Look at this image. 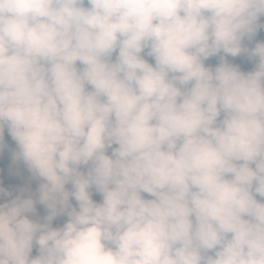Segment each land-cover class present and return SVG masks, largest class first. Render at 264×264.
I'll list each match as a JSON object with an SVG mask.
<instances>
[{"label":"clouds","instance_id":"clouds-1","mask_svg":"<svg viewBox=\"0 0 264 264\" xmlns=\"http://www.w3.org/2000/svg\"><path fill=\"white\" fill-rule=\"evenodd\" d=\"M261 17L264 0H0V153L7 129L39 182L0 179V264H264Z\"/></svg>","mask_w":264,"mask_h":264},{"label":"rangeland","instance_id":"rangeland-1","mask_svg":"<svg viewBox=\"0 0 264 264\" xmlns=\"http://www.w3.org/2000/svg\"><path fill=\"white\" fill-rule=\"evenodd\" d=\"M261 19L264 21V17H261ZM259 42H264V41H259ZM246 45V44H245ZM247 46V45H246ZM221 55H223V53H221ZM227 59L229 60L230 63L233 64H238L241 66V70L242 71H252L255 68V61L252 60H248L246 55L242 54L240 57H236V58H232V57H227ZM151 62V61H150ZM206 66H212L215 67L218 64V57H212L210 58L208 61L205 62ZM4 144H5V148L3 150L2 153H0V163L12 168H19L24 166L23 164H17L14 165L11 162V152L13 150H15V142L12 141L10 135L7 132V129H5V133H4ZM0 179L3 180L4 186L8 187L9 190H11L13 192L14 195L20 194L21 191H23L24 195H28V194H34L36 192V189L38 187V183H31V184H19L17 182H14L12 180H9L4 173L0 170ZM145 198L150 199L151 197L147 196V194H144ZM93 199L96 200L97 202L100 201V196L98 194H94L93 195ZM257 199H260L259 197H257ZM5 202L4 200L0 199V203ZM73 205L75 206V202L73 201ZM37 214L35 216H30V218L34 219V220H41L43 218V216L47 215L46 209L44 208L43 205H40L39 203H37ZM66 220V216H61V217H57L54 221H53V227H58V226H62V224L65 222ZM37 251L34 248L33 250V255H36Z\"/></svg>","mask_w":264,"mask_h":264},{"label":"trees","instance_id":"trees-1","mask_svg":"<svg viewBox=\"0 0 264 264\" xmlns=\"http://www.w3.org/2000/svg\"><path fill=\"white\" fill-rule=\"evenodd\" d=\"M260 23L264 24V21L261 19ZM259 41H264V29L258 31L257 35L254 37L252 42H248L246 39L245 44L248 47H254L255 43ZM0 170L9 180L17 182L19 184H31L38 182L31 178V174L27 171L25 166L19 168H12L0 163Z\"/></svg>","mask_w":264,"mask_h":264}]
</instances>
